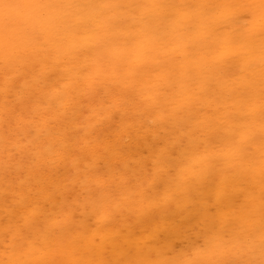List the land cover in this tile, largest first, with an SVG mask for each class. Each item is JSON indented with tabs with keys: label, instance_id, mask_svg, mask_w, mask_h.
Returning a JSON list of instances; mask_svg holds the SVG:
<instances>
[{
	"label": "rangeland",
	"instance_id": "obj_1",
	"mask_svg": "<svg viewBox=\"0 0 264 264\" xmlns=\"http://www.w3.org/2000/svg\"><path fill=\"white\" fill-rule=\"evenodd\" d=\"M0 86V264H264V0H0Z\"/></svg>",
	"mask_w": 264,
	"mask_h": 264
},
{
	"label": "bare ground",
	"instance_id": "obj_2",
	"mask_svg": "<svg viewBox=\"0 0 264 264\" xmlns=\"http://www.w3.org/2000/svg\"><path fill=\"white\" fill-rule=\"evenodd\" d=\"M262 4V3H261ZM19 8H20V6H18ZM16 11V10H15ZM19 14V13H18ZM68 25V24H67ZM7 46V45H6ZM9 48V47H8ZM12 49V48H11ZM260 56V55H259ZM178 59V58H177ZM44 61V60H43ZM139 68V67H138ZM143 71V70H142ZM134 74V73H133ZM249 74V73H248ZM8 75H10V74H8ZM3 81V80H2ZM236 82V81H235ZM84 84V83H83ZM1 87V86H0ZM118 87V86H117ZM154 87V86H153ZM75 88V87H74ZM240 88V87H239ZM73 89V88H72ZM71 89V90H72ZM74 90H76V89H74ZM70 92V91H69ZM70 93H73V92H70ZM133 93V92H132ZM235 93V92H234ZM98 95V94H97ZM135 95V94H134ZM116 96V95H115ZM130 96V95H129ZM23 97V96H22ZM111 97H114L113 95L111 96ZM120 97V96H119ZM121 98H123V97H121ZM169 98V97H168ZM29 99V98H28ZM111 99V98H110ZM125 99H129V98H125ZM112 100H114V99H112ZM118 100H119V98H118ZM126 101V100H125ZM239 101V100H238ZM243 101H244V99H243ZM39 102V101H38ZM79 102H81V101H79ZM133 102V101H132ZM246 102V101H245ZM91 103V102H90ZM89 103V104H90ZM109 103V102H108ZM126 103H127V105H128V102L126 101ZM41 104V103H40ZM122 104V103H121ZM120 104V105H121ZM135 104V103H134ZM28 105H29V103H28ZM119 105V106H120ZM126 105V106H127ZM181 105V104H180ZM242 105V104H241ZM82 106V105H81ZM98 106V105H97ZM96 107V106H95ZM108 107V106H107ZM179 107V106H178ZM28 108V107H27ZM176 108H177V106H176ZM176 108H175V110H176ZM16 109V108H15ZM22 109V108H21ZM26 109V108H25ZM29 109V108H28ZM10 110V109H9ZM40 110V109H39ZM26 111V110H25ZM9 112V111H8ZM51 112V111H50ZM106 112V111H105ZM10 113V112H9ZM24 113V112H23ZM40 113H42V112H40ZM29 114H30V112H29ZM117 114V113H116ZM27 115V114H26ZM48 115V114H47ZM72 115V114H71ZM186 115V114H185ZM237 115V114H236ZM25 116V115H24ZM42 116V115H41ZM193 116V115H192ZM28 117V116H27ZM45 117V116H44ZM43 117V118H44ZM24 118H26V117H24ZM8 119V118H7ZM179 119V118H178ZM9 120V119H8ZM26 120V119H25ZM113 120V119H112ZM253 120V119H252ZM17 121V120H16ZM32 121H33V119H32ZM56 121V120H55ZM146 121V120H145ZM178 121V120H177ZM124 122V121H123ZM8 123V122H7ZM12 124V123H11ZM42 124V123H41ZM64 124H65V122H64ZM88 124V123H87ZM96 124V123H95ZM180 124V123H179ZM5 124H3V126H4ZM26 125V124H25ZM28 125V124H27ZM62 125V124H61ZM112 125V124H111ZM9 126V125H8ZM12 126V125H11ZM60 126V125H59ZM95 126V125H94ZM164 126V125H163ZM18 127V126H17ZM51 128V127H50ZM6 129V128H5ZM67 129V128H66ZM15 130H17V129H15ZM59 130V129H58ZM60 130H62V129H60ZM5 131V130H4ZM198 132H199V130H198ZM196 133V132H195ZM197 134V133H196ZM5 135V134H4ZM39 136V135H38ZM122 136H123V134H122ZM5 137V136H4ZM37 137V136H36ZM199 137V136H198ZM59 138V137H58ZM234 138H235V136H234ZM191 139V138H190ZM214 139V138H213ZM115 140V139H114ZM120 140V139H119ZM98 141V140H97ZM11 142V141H10ZM90 142V141H89ZM94 142H95V140H94ZM105 142V141H104ZM10 144V143H9ZM91 144V143H90ZM89 144V145H90ZM94 145V144H93ZM93 145H91L93 148H95ZM100 145V144H99ZM88 146V145H87ZM203 146V145H202ZM226 147V146H225ZM205 148V147H204ZM243 148V147H242ZM5 149V148H4ZM91 149V148H90ZM9 150V149H8ZM94 150V149H93ZM100 150V149H99ZM97 151V150H96ZM249 151H250V149H249ZM90 152V151H89ZM47 153V152H46ZM229 153V152H228ZM231 156H232V154H231ZM107 158V157H106ZM159 158V157H158ZM38 160V159H37ZM89 160V159H88ZM94 160H95V158H94ZM240 160V159H239ZM69 161V160H68ZM233 161V160H232ZM247 161V160H246ZM42 164V163H41ZM47 164V163H46ZM45 165V164H44ZM234 166H235V164H233ZM21 167V166H20ZM34 168V167H33ZM75 168V167H74ZM190 172V171H189ZM48 175V174H47ZM174 175V174H173ZM201 175V174H200ZM12 178V177H11ZM137 178V177H136ZM146 181V180H145ZM144 181V182H145ZM188 181V180H187ZM147 182V181H146ZM165 182V181H164ZM141 183V182H140ZM238 183V182H237ZM182 184V183H181ZM206 184V183H205ZM49 187V186H48ZM120 187V186H119ZM165 187V186H164ZM46 188V187H45ZM104 188V187H103ZM199 188V187H198ZM205 188V187H204ZM226 188V187H225ZM193 190V189H192ZM254 190V189H253ZM117 191V190H116ZM169 191V190H168ZM30 192V191H29ZM137 192V191H136ZM145 192V191H144ZM196 192V191H195ZM83 193V192H82ZM156 193V192H155ZM154 193V194H155ZM51 194V193H50ZM57 194H58V192H57ZM129 194V193H128ZM128 194H127V196H128ZM160 194V193H159ZM56 195V194H55ZM103 195V194H102ZM16 196V195H15ZM54 196V195H53ZM95 196H97V195H95ZM139 196V195H138ZM167 196V195H166ZM198 196V195H197ZM59 197V196H58ZM98 197V196H97ZM8 198V197H7ZM58 199V198H57ZM143 199V198H142ZM147 199V198H146ZM180 199V198H179ZM119 200V199H118ZM155 200H157L156 198H155ZM215 200V199H214ZM142 201V200H141ZM163 201V200H162ZM97 202V201H96ZM95 202V203H96ZM159 202V201H158ZM168 202V201H167ZM58 203V202H57ZM94 203V202H93ZM115 203V202H114ZM178 203V202H177ZM156 204V203H155ZM134 205V204H133ZM169 205H171V204H169ZM235 205V204H234ZM179 206V205H178ZM230 206V205H229ZM232 206V205H231ZM148 207V206H147ZM166 207V206H165ZM152 208V207H151ZM168 208V207H167ZM108 209V208H107ZM166 209V208H165ZM152 210V209H151ZM55 211V210H54ZM132 211V210H131ZM153 211V210H152ZM160 211V210H159ZM165 211V210H164ZM229 211V210H228ZM264 211V210H263ZM123 212V211H122ZM147 212V211H146ZM161 212H162V210H161ZM169 212V211H168ZM167 213V212H166ZM119 214V213H118ZM232 214V213H231ZM97 215V214H96ZM122 215V214H121ZM132 216V215H131ZM137 216V215H136ZM157 216V219H158V215H156ZM130 217V216H129ZM132 218V217H131ZM134 219V218H133ZM179 220V219H178ZM177 220V221H178ZM206 220V219H205ZM129 221V220H128ZM132 221V220H131ZM133 222V221H132ZM154 222V221H153ZM131 223V222H130ZM158 223V222H157ZM171 223V222H170ZM120 224V223H119ZM134 224V223H133ZM151 224V223H150ZM184 224V223H183ZM188 224V223H187ZM137 225V224H136ZM146 225H147V223H146ZM146 225H145V228H146ZM189 225V224H188ZM41 226V225H40ZM139 226V225H138ZM159 226V225H158ZM149 227V226H148ZM43 228V227H42ZM176 228H178V226L176 227ZM146 229H148V228H146ZM215 229V228H214ZM41 230V229H40ZM176 230H178V229H176ZM29 232V231H28ZM144 234V233H143ZM28 236V235H27ZM26 236V237H27ZM140 237H142V236H140ZM20 238V237H19ZM221 241V240H220ZM25 242V241H24ZM40 242H41V240H40ZM97 242V241H96ZM36 244H38V243H36ZM41 244V243H40ZM47 244V243H46ZM203 245V244H202ZM20 247V246H19ZM46 247V246H45ZM7 248V247H6ZM43 248V247H42ZM4 249V248H3ZM31 249V248H30ZM14 251V250H13ZM106 254V253H105ZM190 255V254H189ZM5 257V256H4ZM151 257H153V254L151 255ZM210 262V261H209ZM226 263V262H225Z\"/></svg>",
	"mask_w": 264,
	"mask_h": 264
}]
</instances>
